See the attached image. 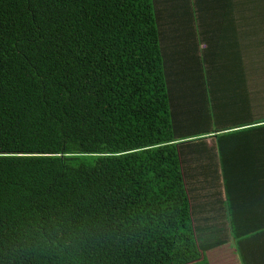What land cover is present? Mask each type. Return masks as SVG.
<instances>
[{
	"label": "trees",
	"instance_id": "trees-1",
	"mask_svg": "<svg viewBox=\"0 0 264 264\" xmlns=\"http://www.w3.org/2000/svg\"><path fill=\"white\" fill-rule=\"evenodd\" d=\"M164 34L156 0H0V264H209Z\"/></svg>",
	"mask_w": 264,
	"mask_h": 264
},
{
	"label": "crops",
	"instance_id": "crops-1",
	"mask_svg": "<svg viewBox=\"0 0 264 264\" xmlns=\"http://www.w3.org/2000/svg\"><path fill=\"white\" fill-rule=\"evenodd\" d=\"M193 14L196 20L191 40L197 50L201 49L202 61L198 62L196 55L193 60V45H182L186 50L172 56L177 63L174 65L177 74L173 72L177 80L172 83V96L176 99L172 101L174 128L192 220L198 228L196 234L227 232L224 236L229 239L205 242L213 244L206 251L209 264H264V117L248 119V123L256 126L243 129L244 138L237 141V146H230L231 140L220 141L217 135H232L234 130L211 133L212 129L193 126V103L207 107L214 104V91H218L220 82L212 71L213 63L223 56L243 63L246 73L245 81L236 82L235 89H240L232 96L221 94L222 99L230 95L224 101L240 108L256 96L258 84L254 81L264 76V0H193ZM165 40L162 36L165 55L170 58ZM198 41L201 43L197 44ZM220 43L225 44L221 50L207 52L212 45ZM179 77L186 80H178ZM197 137L202 151L196 158L193 141L198 140L193 138ZM221 150L225 153L221 154ZM201 158H204V172ZM202 202L214 207L206 211ZM217 218L218 222L213 223Z\"/></svg>",
	"mask_w": 264,
	"mask_h": 264
},
{
	"label": "rangeland",
	"instance_id": "rangeland-1",
	"mask_svg": "<svg viewBox=\"0 0 264 264\" xmlns=\"http://www.w3.org/2000/svg\"><path fill=\"white\" fill-rule=\"evenodd\" d=\"M156 8L158 11L161 28L163 31H165V41L169 44L168 49L171 53L170 60H174L173 57L177 55V51L184 52L186 50V48H184L182 45L192 46L194 43L191 40V37H193V21L196 20L193 14V0H156ZM224 45L225 44L222 45L221 43L217 46L212 45L207 52L210 53L214 51H219L223 48ZM197 52V48L193 45V60L195 58V55L197 57ZM199 61L202 60L198 59V62ZM243 66V63H237V60L230 56H223L217 59V61H214L212 71L214 72V76L217 77L220 82V86L217 88L218 92H220L221 94H228L230 91H235L234 89L236 82L245 81L244 73H246V69H244ZM254 82L258 84L257 91L260 93L259 95L254 96V98L249 100L248 103L242 104L240 108L238 107V105H235L232 102H227L229 104L225 112L219 110L217 104H212L213 107H216L215 111H213L214 120L212 121H214V123L222 124L224 126H232L234 125V123L247 122L249 121L248 119L252 116H261V118L264 117V76L258 77ZM198 99L199 97L197 98V101ZM182 109L183 106L180 107V110ZM253 126L251 125L250 128H252ZM246 128L247 127L231 129L229 130V132H233L232 130H234L232 135H229V137H226L224 139H220V141L225 142L231 140L229 142L230 146H237V141L239 139L243 140V134L245 132L243 129ZM198 139L199 137L193 138V140ZM205 139L206 138L202 140ZM193 142V144L196 145L193 149V157L197 158L201 154L202 145H198L197 143H195L196 141ZM200 162L203 163L201 164V170L204 171V158H201ZM197 165L200 167L198 163ZM193 167H195L194 162ZM199 170L200 169L197 170L198 173L200 172ZM202 203L206 211H210L211 207H214L211 206V201L209 204L207 202ZM211 213L214 214L216 213V211ZM215 222H218V218L213 220V223ZM201 229H203V227H201ZM195 230L197 231L198 228L195 227ZM224 234H227V232L208 233L204 231H199V233H197L198 239L200 240L198 241L202 244L207 241L215 240L216 238L219 240L229 239L228 237L224 236Z\"/></svg>",
	"mask_w": 264,
	"mask_h": 264
}]
</instances>
